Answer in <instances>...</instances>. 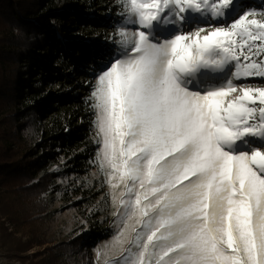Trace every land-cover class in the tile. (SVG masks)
Instances as JSON below:
<instances>
[{"label":"snow or ice","instance_id":"obj_1","mask_svg":"<svg viewBox=\"0 0 264 264\" xmlns=\"http://www.w3.org/2000/svg\"><path fill=\"white\" fill-rule=\"evenodd\" d=\"M234 2L120 0L137 27L118 29L122 55L92 93L100 167L123 186L113 197L123 227L97 251L105 264H264V86L236 84L264 78V13L181 30L189 12L222 20ZM226 68L224 84L192 87Z\"/></svg>","mask_w":264,"mask_h":264},{"label":"trees","instance_id":"obj_2","mask_svg":"<svg viewBox=\"0 0 264 264\" xmlns=\"http://www.w3.org/2000/svg\"><path fill=\"white\" fill-rule=\"evenodd\" d=\"M112 1L0 0V220L7 215L8 222L32 228L28 240L18 242L20 264H27L29 257L21 253L46 244L37 236V223L48 215L49 201L41 195L50 190L55 177L47 171L58 156L55 147L93 149L90 125H78L91 109L86 96L43 88L62 72L84 78L94 71L92 60L98 65L101 57L105 61L108 50L103 44L90 51L80 48L73 37L79 31L93 35L108 27V16L123 11L121 6L109 7ZM90 11L98 12L101 19L87 17ZM40 120H47L46 126ZM78 161V156L71 160L81 167ZM91 236L97 240V231ZM85 241L71 238L34 255H42L41 264H60L59 256L77 253Z\"/></svg>","mask_w":264,"mask_h":264},{"label":"rangeland","instance_id":"obj_3","mask_svg":"<svg viewBox=\"0 0 264 264\" xmlns=\"http://www.w3.org/2000/svg\"><path fill=\"white\" fill-rule=\"evenodd\" d=\"M252 3H255V5ZM120 6V0H113L109 4V7L114 9ZM123 11L116 17L108 16V27L99 28L98 33L87 35V33L79 31V33L73 37V41L79 44L80 48H87V50L90 51H93L98 45L103 44V49L108 50V57L105 61H102V57L99 59V61L102 62L101 65L96 64V62L92 60L94 71H92L91 74L81 78L75 74L62 72L59 79L51 81L50 87L43 88L48 92H60L61 94L62 92L66 93L68 91H80L81 94L86 96L87 100L91 103V109L87 111V119L79 120L78 125H90L91 130L88 138L89 146L93 149L85 151L87 147L83 148L79 146L71 151L68 150V152L67 150L62 151V149H58L57 146L55 147L58 156L47 169V171L52 173L55 177L51 181L52 185L50 190L41 195V197L45 196L49 201L48 215L44 217L41 222L37 223V236L40 240H45L46 244L43 246H35L29 251L21 253L22 256H29L27 264H41L39 260L42 255L35 256L34 253L42 252V250L47 247H57L61 242L78 237L86 239L85 244L77 253L70 255L62 254L59 256L61 257L60 264H105V259H107V257H98L97 251L105 249L106 246L112 248L114 238L121 227H123L121 219L116 215L119 206L118 201H114L113 199L114 195H118L123 189V186L118 189H113L108 182V170H102L100 167V153L102 152L103 144L102 137L98 133L96 123L97 109L93 107L95 101L92 98V93L97 85L98 75L113 59L122 55L121 47L116 43L119 39L117 36L118 29L126 27L129 31H132L137 27L125 25ZM237 11L238 13L236 14ZM244 12L264 13V0H235L232 11L226 16L229 19L228 23L223 22L224 20H222V23H213L211 17L208 16L209 13L202 16L200 13L189 12V14L199 15V19L191 21L188 25H184L181 30H195L197 25L206 29H211L223 24L230 25L235 17ZM87 17L90 19L95 18V20L96 18L101 19V15L96 11H90ZM165 30L168 29H163V31ZM159 34L162 33L159 32ZM234 63L235 62H233V64ZM230 71H234V68L225 69L224 73L227 74L225 78L221 73V76L218 77V80L222 81L221 83L215 85L208 84L204 88L200 87L203 82L202 77H200V81L197 82L201 75V73H199L194 82L195 87H198L199 90L218 87L224 84L227 79L232 78L229 75ZM209 73L215 74L216 72L210 70L205 72V74ZM255 82L263 83H260L262 85H258ZM236 84L238 88L246 86H264V78H244L237 80ZM238 94L239 93L233 95ZM88 120L91 121L90 124H86ZM40 124L46 126L47 120H40ZM65 132H67V130ZM245 139H248L251 144L257 143L254 138L249 137ZM238 147L240 149H245V145L242 142H238ZM74 156H78V162L81 164V167H76L72 164L71 160ZM35 180L36 179H33V181ZM2 223H5V225H2ZM31 230L32 228L29 225L23 222L19 223V225H14L10 223V221H7V215H1L0 264H20L17 257V245L18 242H25L28 240L31 235ZM93 230L97 231V236L95 237L97 240L95 241L91 240ZM119 254V248L113 249L111 257L116 258Z\"/></svg>","mask_w":264,"mask_h":264},{"label":"bare ground","instance_id":"obj_4","mask_svg":"<svg viewBox=\"0 0 264 264\" xmlns=\"http://www.w3.org/2000/svg\"><path fill=\"white\" fill-rule=\"evenodd\" d=\"M234 9V8H233ZM240 10V9H239ZM232 11V10H231ZM230 11V12H231ZM229 12V13H230ZM191 13V12H190ZM229 13H228V15H229ZM238 13V11L236 12V14ZM192 15L193 14H189L188 13V17H189V20H188V22H190L191 23V21H192ZM235 16V15H234ZM233 16V17H234ZM129 27H132V25H128ZM208 30H211L210 28H208ZM169 33V30H165L164 31V33H162V37L160 38L161 40H162V38H168V37H170L171 35H172V33H170V34H168ZM209 70H202L201 71V75L200 76H202V75H207V74H205V72H208ZM210 71H212V72H216L214 75L215 76H221V73H222V76L225 78L226 77V73H224V72H217V71H213V70H210ZM218 79V78H217ZM222 81H219V80H213L212 81V83L210 84V85H215V84H219V83H221ZM201 87H203L204 88V86H201Z\"/></svg>","mask_w":264,"mask_h":264}]
</instances>
